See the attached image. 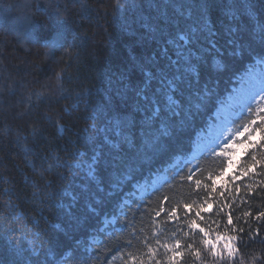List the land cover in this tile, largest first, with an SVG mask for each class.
I'll return each instance as SVG.
<instances>
[{"label":"trees","instance_id":"trees-1","mask_svg":"<svg viewBox=\"0 0 264 264\" xmlns=\"http://www.w3.org/2000/svg\"><path fill=\"white\" fill-rule=\"evenodd\" d=\"M200 2L122 0L117 7V0H0V264H124L128 249L117 246L115 235L126 230V219L135 217L141 227L136 211L143 202L133 198L134 185L168 167L175 155L191 153L196 134L214 120L218 102L251 66L245 64L247 57L264 52L244 14L250 5L264 21V0H235L245 60L230 61L223 75L206 70L201 88L219 92L215 106L167 121L171 135L161 136L157 150L148 152L138 111L146 105L126 86L138 90L141 68L166 65L161 49L175 32L172 22L180 19L174 7H198ZM227 6L224 0H214L219 43L226 53L219 21ZM144 23L155 25L157 32H148ZM117 115L132 120L133 127L125 131L136 141L132 148L122 144L119 152L105 141L116 139L110 121ZM243 115L257 117L253 107ZM235 121L232 128L239 131L244 119ZM97 152L102 154L101 184L86 172ZM125 174L133 181L119 184ZM172 175L175 172L168 169ZM186 192L178 186L176 198ZM125 197L132 203L122 205L119 213ZM110 217L119 223L104 231L103 218ZM53 223L60 229L52 230ZM143 227L151 230L147 223ZM91 237L98 242L91 243ZM259 247H246L240 264H256L243 258Z\"/></svg>","mask_w":264,"mask_h":264},{"label":"snow or ice","instance_id":"snow-or-ice-1","mask_svg":"<svg viewBox=\"0 0 264 264\" xmlns=\"http://www.w3.org/2000/svg\"><path fill=\"white\" fill-rule=\"evenodd\" d=\"M224 2L228 6L222 10L224 19L219 24L223 25L227 53L219 43L220 28L214 18V0H201L198 7L183 9L176 5L174 12L180 19L172 22L175 32L161 49L166 65L155 70L141 68L143 83L138 90L126 86L128 91H134L139 102L146 105L138 111L143 120L140 130L142 144L148 152L157 150L161 136L171 135L167 121L180 117L182 113L207 111L209 104L215 106L219 92L209 91L206 85L203 90L201 88L206 70L210 75H223L228 71L230 61L245 60L246 50L241 43L242 37L238 35L241 29L237 26L241 14L232 6L235 0ZM121 3L122 0H117L116 6L120 7ZM244 14L253 25V38L264 44V21L256 16L250 5ZM142 27L150 33L157 32L155 25L144 23ZM245 64L264 66V52L249 55ZM253 79L254 74L249 69L246 75L235 81L240 86L234 87L229 94L227 115L220 117L227 122L214 139L199 149L198 154H177L169 161L168 167L153 175L155 179L152 176L143 184H136L143 202L136 211L140 215L141 227L137 228L135 217L126 219V230L115 235L117 246L122 251L125 247L128 249L124 264H240L238 258L245 248L257 243L260 247L252 248L250 256L243 259L264 264V119L257 124L254 118L242 116L245 109L252 111V102L247 105L233 103L242 86ZM258 80L262 87L257 95L264 101V72L259 74ZM224 109L225 106L221 105L216 117ZM229 110L234 115L238 111L236 119H244L242 130L235 133V144L232 135H226L230 131ZM92 115L95 117V112ZM110 123L116 139L105 137V141L112 149L119 152L124 143L129 148L135 147V137L125 131L133 127L131 119H121L117 115ZM221 143L227 147H220ZM240 145L243 147L236 151L235 146ZM101 155L95 153L86 169L87 177L97 184L102 183V177L98 175ZM169 167L175 172L171 177L168 176ZM133 179L130 174L118 178L122 185ZM178 186L187 188L186 194L180 198H176L175 193ZM257 200L261 203L255 204ZM123 203L132 202L125 200ZM111 223L116 225L119 222L113 219ZM145 223L150 226V231L144 229ZM60 227L57 223L51 224L52 230ZM144 231L147 235L143 234ZM28 243L31 244L32 240L29 239ZM38 254V251L34 253Z\"/></svg>","mask_w":264,"mask_h":264},{"label":"rangeland","instance_id":"rangeland-1","mask_svg":"<svg viewBox=\"0 0 264 264\" xmlns=\"http://www.w3.org/2000/svg\"><path fill=\"white\" fill-rule=\"evenodd\" d=\"M255 64V63H254ZM249 69H251L252 70V72H253V74H254V77H255V79H253L252 80V82H250V84H258V83H260L259 82V80H258V77H259V74L261 73V72H264V66H261V65H257V66H255V67H253V65H251V66H249V68L242 74V76L243 75H246V73L248 72V70ZM249 84V83H248ZM248 84H246V85H248ZM240 85L238 84L236 87H239ZM233 90V89H232ZM262 97L261 96H259V98H256L252 103H253V105H252V107L254 108V112H255V114H257V117H256V121H257V124H259L260 123V121L262 120V119H264V101H261L260 99H261ZM227 99H228V97H227ZM228 103V100H224V101H220V102H218V104H217V106H216V109L218 108V106L219 105H226ZM257 104L259 105V106H257ZM215 109V110H216ZM250 112L247 110V109H245L244 110V114H246V115H248ZM213 114H214V112H213ZM212 114V115H213ZM237 115L239 114L238 113V111H237V113H236ZM235 118L236 117H234V118H232L231 119V121H233V120H235ZM217 125V118L216 117H214V120L213 121H209L208 122V124H207V126H206V129L205 130H203V131H199L197 134H196V136H195V140H194V143L195 144H197V145H204V144H206L207 142H210L212 139H214L215 138V134H210L209 133V127L210 126H216ZM228 128H229V132L228 133H226V135H232V137H233V143L235 144V142H236V140H237V137L235 136V133L237 132L236 130H233V128H232V122L230 123V125L228 126ZM60 130H61V127H60ZM240 130H242V129H240ZM239 130V131H240ZM219 134V133H218ZM217 134V135H218ZM239 139H243L242 137H240ZM250 139H251V137H250ZM229 143H231V142H229ZM194 146V145H193ZM220 147H227L226 145H223L222 143L220 144ZM236 147V151H239L240 150V148L241 147H243V145H240V146H235ZM193 149V148H192ZM192 154V151H191V153H190V155ZM231 153H229V155H230ZM242 155V154H241ZM183 163L181 162V165H182ZM169 169H171L170 167H169ZM155 175V174H154ZM153 176V175H152ZM153 179H155V176H153ZM141 184H143V183H141ZM150 190V189H149ZM132 194V196H133V198H135L136 200H138V201H141L140 200V192L138 191V189H137V187H136V185H134V191L131 193ZM125 200H127V201H129V199L127 198V197H125V198H123L122 199V201H121V205H120V207L118 208V210H120V212L119 213H122V209H123V207H122V205H124V201ZM129 205V204H128ZM113 219H115L114 217H110V218H103V225H102V229L104 230V231H108L109 229H110V227L111 226H113V224L111 223V221L113 220ZM90 242L91 243H94V242H98V237H91V240H90ZM91 249V248H90Z\"/></svg>","mask_w":264,"mask_h":264},{"label":"bare ground","instance_id":"bare-ground-1","mask_svg":"<svg viewBox=\"0 0 264 264\" xmlns=\"http://www.w3.org/2000/svg\"><path fill=\"white\" fill-rule=\"evenodd\" d=\"M261 87H262V85L260 83L254 84V85L249 83L248 85L242 86L241 93L239 94V96L237 98H235L233 100V103L247 105L249 102H253L254 101L252 99L253 97L259 98L257 93L260 92ZM229 94L227 95V97H229ZM227 97H226V100H228ZM227 104L223 105V106H225V109H224V111L222 113H217V117H216V111H217L218 108L221 107V105H219L218 108L214 111L213 116L217 118V125L214 126V127L213 126L209 127L210 128L209 129V133L210 134L217 135L222 130L223 125L227 122L226 119H220L221 116H226L227 115V112H228ZM236 115L233 114L232 110H229V113H228V116H229L228 126L231 123V119L236 117ZM193 145H194V146H192L193 149L191 150L192 154H198L199 153V149L202 148L203 146L202 145H197L195 143ZM89 250H90V248H89Z\"/></svg>","mask_w":264,"mask_h":264},{"label":"water","instance_id":"water-1","mask_svg":"<svg viewBox=\"0 0 264 264\" xmlns=\"http://www.w3.org/2000/svg\"><path fill=\"white\" fill-rule=\"evenodd\" d=\"M212 117L214 118V116L212 115Z\"/></svg>","mask_w":264,"mask_h":264}]
</instances>
